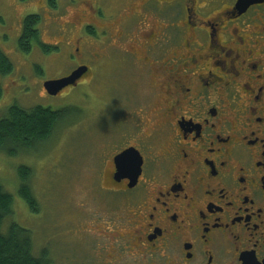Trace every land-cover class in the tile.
Wrapping results in <instances>:
<instances>
[{
	"label": "flooded vegetation",
	"instance_id": "1",
	"mask_svg": "<svg viewBox=\"0 0 264 264\" xmlns=\"http://www.w3.org/2000/svg\"><path fill=\"white\" fill-rule=\"evenodd\" d=\"M54 1L62 37L50 46L76 63L54 79L87 67L54 96L118 63L134 79L123 98L106 81L105 118L117 134L104 139L99 184L121 214L104 220L96 264H264V0H89L84 18L66 8L87 0ZM21 14L11 27L20 33ZM127 149L134 183L114 163Z\"/></svg>",
	"mask_w": 264,
	"mask_h": 264
},
{
	"label": "rangeland",
	"instance_id": "2",
	"mask_svg": "<svg viewBox=\"0 0 264 264\" xmlns=\"http://www.w3.org/2000/svg\"><path fill=\"white\" fill-rule=\"evenodd\" d=\"M16 1L19 3L13 7L12 0H0V40L4 39V34L11 39L5 43L0 41V47L2 45L13 66L8 76L0 75V103L3 105L10 98L18 97L17 102L22 108L40 105L63 109V117L47 141L33 144L31 148L9 142L0 149V184L12 197V213L4 220L2 230L9 222L26 229L35 253L45 249L49 264H96L100 262L97 251L105 241L102 236L104 220L121 214H116L115 205H109L111 196L102 193L99 184L102 162L105 161L102 153L105 140H111L109 135L115 140L117 134L115 126L105 118L104 94L110 93L106 81L118 82L116 84L121 86L114 95L123 98L126 93L132 94L134 79L122 72L120 63H114L113 71H98L89 84L81 81L58 96L43 95V81L64 76L76 63L65 61L63 52L66 54V51L43 53L36 45L27 54L14 50L20 25L17 32L11 27L22 11L20 23L26 14L36 13L37 7H42L39 10L42 23L38 27L43 42L53 45L50 43L62 37L55 32L53 11L46 7L45 0ZM63 1L66 2L64 6L69 5ZM88 3L89 0L66 9L70 13L77 12L82 18L88 17L94 13ZM120 5L118 2L117 6ZM65 20L66 16L61 17L59 23ZM115 53L121 52L115 50ZM147 89L141 78L140 86L135 87L140 106L145 102ZM126 105L130 108L131 102ZM5 111L0 109V117ZM22 166L31 169L28 184L37 202L35 211L18 194L17 173Z\"/></svg>",
	"mask_w": 264,
	"mask_h": 264
},
{
	"label": "trees",
	"instance_id": "3",
	"mask_svg": "<svg viewBox=\"0 0 264 264\" xmlns=\"http://www.w3.org/2000/svg\"><path fill=\"white\" fill-rule=\"evenodd\" d=\"M46 2L50 9L55 5L54 0H46ZM40 23H42V17L37 14H29L23 18L21 33L17 39L18 48L22 53H29L34 45L43 53L54 50V47L41 43L38 27ZM12 70L11 61L0 51V75L10 74ZM1 96L2 87L0 86V99ZM5 109H2L3 112ZM62 117L63 109H52L40 105L28 109L16 104L9 106L0 117V149L9 142L31 148L33 144L47 141ZM17 176L20 183L19 196L31 210L35 211L37 202L28 184L31 169L22 166ZM11 206L12 197L0 184V264H49L45 249L38 254L35 253L34 244L26 229L14 222H9L7 228L2 230L4 220L11 216Z\"/></svg>",
	"mask_w": 264,
	"mask_h": 264
},
{
	"label": "water",
	"instance_id": "4",
	"mask_svg": "<svg viewBox=\"0 0 264 264\" xmlns=\"http://www.w3.org/2000/svg\"><path fill=\"white\" fill-rule=\"evenodd\" d=\"M86 72L87 67L81 66L75 69L66 77L45 80L42 86L49 95H56L63 88L75 84L76 80L82 77ZM136 155L138 157V154ZM114 163L117 172L128 174L130 181L132 183L135 182V150L127 149L121 152L120 154L115 156Z\"/></svg>",
	"mask_w": 264,
	"mask_h": 264
}]
</instances>
